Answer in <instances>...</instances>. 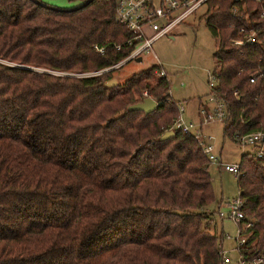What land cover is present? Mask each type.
<instances>
[{
    "label": "trees",
    "instance_id": "1",
    "mask_svg": "<svg viewBox=\"0 0 264 264\" xmlns=\"http://www.w3.org/2000/svg\"><path fill=\"white\" fill-rule=\"evenodd\" d=\"M245 1L236 12L233 0L203 4L230 136L264 122V81L249 82L264 68V0ZM115 3L0 0V264H221L211 216L197 209L215 198L207 155L180 128L160 138L179 114L167 74L154 64L111 86V70L78 75L133 49ZM246 11L257 40L230 45ZM144 92L156 107L130 109ZM238 163L253 225L237 252L250 258L264 247V157L246 150Z\"/></svg>",
    "mask_w": 264,
    "mask_h": 264
},
{
    "label": "rangeland",
    "instance_id": "2",
    "mask_svg": "<svg viewBox=\"0 0 264 264\" xmlns=\"http://www.w3.org/2000/svg\"><path fill=\"white\" fill-rule=\"evenodd\" d=\"M47 3L72 8L80 5L81 0H47ZM205 11V5L199 6L168 33L157 37L152 43V50L141 53V60L127 61L111 71L112 77L121 82L133 72L161 63L167 73L172 98L184 108L181 114L183 120L192 122L196 127H200L202 106L212 108L208 101L209 81L212 80L211 71L215 66L213 53L216 41L206 23ZM151 33L152 31L147 30L148 36ZM209 135L218 141L214 149L218 159L209 161L215 198L197 209L206 210L210 214L209 228L219 236L223 250L227 251L232 264H235L238 256L239 223L226 216L220 217L217 207L222 201L220 209L226 211L225 203L238 196L239 192L235 173L221 168V163H238L242 151H249L250 146L242 145L232 136L225 134L224 122L215 119L201 124L202 140L206 141ZM241 226L243 227L244 223H241Z\"/></svg>",
    "mask_w": 264,
    "mask_h": 264
},
{
    "label": "built area",
    "instance_id": "3",
    "mask_svg": "<svg viewBox=\"0 0 264 264\" xmlns=\"http://www.w3.org/2000/svg\"><path fill=\"white\" fill-rule=\"evenodd\" d=\"M206 1L207 0H116L114 12L115 19L118 23L124 25L127 29L132 31V36L126 41L128 43L133 42L134 47L122 59L99 69L80 73V75H93L100 74L105 71H112L114 68L120 67L127 61L141 57L142 52L152 50V43L157 37L168 33L177 23L182 21L186 16L195 11L199 6L203 5ZM233 1L234 3L231 9L234 12L239 10V3L244 5L246 2L245 0ZM255 1L261 4L263 3V0ZM256 14L258 16V20H264V6H261ZM241 16L246 23L238 27L236 33L237 35L230 36L228 38V42L233 46L242 45L244 43H252L257 40L258 27L250 22L253 17L249 15L248 11L241 13ZM147 30L152 31L149 36L147 35ZM95 47L100 51L103 49V46ZM158 65L160 68V74L166 75V70L162 64L159 63ZM259 80L264 81V68L255 70L249 76V82L251 83ZM209 85L210 94L208 101L212 104V108L208 109L207 106H202L200 109V127L202 123H207L214 119L224 123L227 119L225 102L219 99L213 91V77L212 80L209 81ZM144 94L146 96L147 93L144 92ZM235 94H237V91H235ZM183 111V106L179 105V114L173 120L169 128H180L184 132H191L198 140L202 150L207 155L208 160H217L218 156L214 154V149L218 141L211 135L207 137L206 141L202 140L200 136V127H196L192 122H185L181 115ZM232 137L242 145L250 146V154L256 157H264V122H261L258 127L251 131H236L232 134ZM221 168L235 174H238L240 170L239 163H221ZM244 203L245 199L239 194L230 201L226 202V211L218 208V214L220 217L226 216L239 223V241L237 248L245 241L244 230L253 225V221L251 219L245 218L243 210ZM241 223H244L243 227L241 226ZM221 254V264H232V259L226 250H222ZM235 264H264V247L260 253L250 258H245L244 255L238 254Z\"/></svg>",
    "mask_w": 264,
    "mask_h": 264
},
{
    "label": "water",
    "instance_id": "4",
    "mask_svg": "<svg viewBox=\"0 0 264 264\" xmlns=\"http://www.w3.org/2000/svg\"><path fill=\"white\" fill-rule=\"evenodd\" d=\"M137 60H141V57H138ZM117 83V80L114 77H111L109 80L106 81V85L111 86ZM157 105V101L151 97V96H145L142 100L137 101L136 103H133L129 106L130 109H140L145 112L152 111ZM174 134V131L172 129H168L164 131L160 138L166 139L169 138Z\"/></svg>",
    "mask_w": 264,
    "mask_h": 264
},
{
    "label": "crops",
    "instance_id": "5",
    "mask_svg": "<svg viewBox=\"0 0 264 264\" xmlns=\"http://www.w3.org/2000/svg\"><path fill=\"white\" fill-rule=\"evenodd\" d=\"M43 2H47V0H42ZM226 204V203H225ZM222 205V201L220 202V203H218V207H217V209L218 208H220V206Z\"/></svg>",
    "mask_w": 264,
    "mask_h": 264
}]
</instances>
